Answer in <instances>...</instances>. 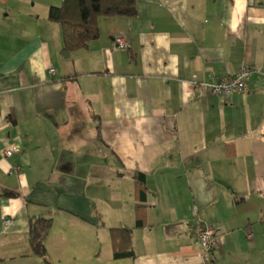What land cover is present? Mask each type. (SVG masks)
Masks as SVG:
<instances>
[{"label":"crops","instance_id":"1","mask_svg":"<svg viewBox=\"0 0 264 264\" xmlns=\"http://www.w3.org/2000/svg\"><path fill=\"white\" fill-rule=\"evenodd\" d=\"M62 1L0 0V192L17 194L0 196V264H264V0H137L70 51L47 19ZM243 66L244 93L192 84ZM34 218L52 221L48 262Z\"/></svg>","mask_w":264,"mask_h":264},{"label":"trees","instance_id":"2","mask_svg":"<svg viewBox=\"0 0 264 264\" xmlns=\"http://www.w3.org/2000/svg\"><path fill=\"white\" fill-rule=\"evenodd\" d=\"M137 0H63L59 6L48 9L47 19L60 26L63 46L66 50H78L87 47L88 43L99 36L98 19L110 17H133L137 15ZM0 196L16 197L15 192L3 191ZM136 205V211L142 209L141 197ZM139 224V222H138ZM52 221L44 218H34L29 221V243L33 253L46 262V239ZM113 241L119 245L131 244L128 229L111 230ZM114 243V245H116ZM129 253L115 252L114 258L120 259Z\"/></svg>","mask_w":264,"mask_h":264},{"label":"built area","instance_id":"3","mask_svg":"<svg viewBox=\"0 0 264 264\" xmlns=\"http://www.w3.org/2000/svg\"><path fill=\"white\" fill-rule=\"evenodd\" d=\"M117 48H124L125 44L121 38L115 40ZM50 74H54V70H49ZM255 72L248 66H243L234 75H223L217 81L197 82L192 80V84L196 89L207 90L215 96L228 98L232 93L241 94L247 89V82ZM19 153L18 148L6 150L5 157H10L13 154ZM191 230L195 236L196 244L201 249V258L204 261H209L212 251L217 246V237L215 227L201 219L196 218Z\"/></svg>","mask_w":264,"mask_h":264}]
</instances>
